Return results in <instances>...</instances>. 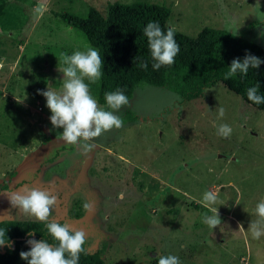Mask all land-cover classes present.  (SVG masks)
<instances>
[{"label": "rangeland", "instance_id": "1", "mask_svg": "<svg viewBox=\"0 0 264 264\" xmlns=\"http://www.w3.org/2000/svg\"><path fill=\"white\" fill-rule=\"evenodd\" d=\"M132 1L0 0V187L7 189L0 191V220L37 221L4 195L31 184L59 195L50 219L85 232L86 249L99 251L103 264H150L169 254L181 264H264V235L248 232L264 201V109L221 84L189 101L141 84L116 111L123 127L95 138L85 156L60 140L46 99H35L48 87L61 91V53L91 47L59 15L84 18L89 8L105 15L109 4ZM142 1L167 6L168 27L188 37L204 27L238 30L264 49L256 0ZM40 5L45 10L35 11ZM85 82L96 99L99 80ZM214 122L229 125L230 137L217 135ZM206 190L218 196L214 229L202 221L212 215L202 203Z\"/></svg>", "mask_w": 264, "mask_h": 264}, {"label": "trees", "instance_id": "2", "mask_svg": "<svg viewBox=\"0 0 264 264\" xmlns=\"http://www.w3.org/2000/svg\"><path fill=\"white\" fill-rule=\"evenodd\" d=\"M169 13L170 9L163 4L135 0L109 4L105 15L93 8L87 10L84 18L71 13L59 15L66 26L77 30L89 46L99 51L103 60L96 98L99 105L106 107L104 94L117 88L122 89L129 100L135 88L144 84L166 89L189 101L200 97L204 89L221 84L246 105L263 110L264 103L256 105L248 100L246 89L259 82V94L264 95V63L258 69L250 68L247 75L238 73L225 80L224 74L234 59L242 61L246 53L264 60V49L225 30L204 27L194 38L175 31L174 38L180 46L175 63L153 70L143 30L149 22H158L166 32ZM145 61L146 70L138 66ZM27 92L31 94L32 89L29 87ZM34 97L41 99L37 92ZM3 190H7L6 185L0 187V191ZM0 229H7L6 239L11 243V247H0V264H26L19 254L30 250L26 243L29 231L35 232L32 239L53 242L43 222L0 220ZM79 264H103V261L99 251L87 250L80 255ZM150 264H158L157 258Z\"/></svg>", "mask_w": 264, "mask_h": 264}, {"label": "clouds", "instance_id": "3", "mask_svg": "<svg viewBox=\"0 0 264 264\" xmlns=\"http://www.w3.org/2000/svg\"><path fill=\"white\" fill-rule=\"evenodd\" d=\"M260 2L256 0L257 14L260 12ZM43 5L37 7L35 11L43 12ZM144 35L150 55L153 60L152 68L158 71L162 66H171L175 63V57L180 51L174 34L175 28L169 27L165 32L158 22H149L144 28ZM233 36L238 34V30H230ZM264 36V32L260 33ZM62 67L58 71L63 73L61 91L47 88L46 91H39L38 94L46 99V107L50 110V122L53 129H62L60 140L70 145H76L82 155H88L96 148L95 138L113 129H120L124 125L123 119L116 115V111L122 106L129 104L128 97L122 89L106 92L104 100L106 110L100 107L98 101L90 94L89 85L85 82H95L103 75V60L99 51L93 47H88L86 51H75L72 55L61 53ZM264 60L246 53L244 59H234L228 71L224 74V79L228 80L238 73L247 75L249 69H258ZM142 69H147V62L138 65ZM261 85L257 82L254 86L246 89L247 98L253 104L264 103V95L259 94ZM218 118H222L225 113L223 107H218ZM217 135L228 138L232 133V128L227 124L216 125ZM4 195L9 200L11 207L22 211L25 216L34 218L46 224V230L51 237L52 243L45 239H32L35 232L27 233L29 239L26 241L29 251H21L20 259L26 264H79L80 255L86 254L85 232L73 230L67 223H61L52 217V210L57 207L59 195L48 191L25 185L19 190H10ZM123 194H121L122 196ZM218 196L212 190H206L203 194L202 203L209 208L212 215L206 213L202 217L203 223L214 229L221 224L218 209L212 207L216 203ZM89 206L86 204L85 208ZM255 214L258 219L251 222L248 232L254 239H259L264 235V201L256 205ZM7 229H0V247L11 243L6 239ZM158 264H181L176 255H161L157 257Z\"/></svg>", "mask_w": 264, "mask_h": 264}]
</instances>
